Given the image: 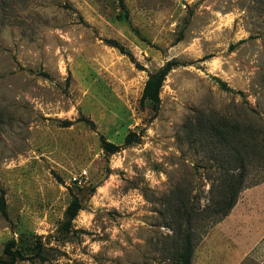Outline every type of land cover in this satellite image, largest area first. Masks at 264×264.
I'll return each mask as SVG.
<instances>
[{
	"label": "rangeland",
	"instance_id": "1",
	"mask_svg": "<svg viewBox=\"0 0 264 264\" xmlns=\"http://www.w3.org/2000/svg\"><path fill=\"white\" fill-rule=\"evenodd\" d=\"M124 3L0 0V195L9 214L0 212V257L11 238L32 256L41 236L48 259L15 264H172L173 238L191 216L192 264L212 233L215 261L264 264V229L223 238L214 229L228 214L215 221L206 211L228 152L211 142V124L237 129L240 149L253 146L237 201L255 186L264 194V0ZM170 59L180 64L155 113L142 91ZM130 131L139 142L125 144ZM100 135L120 149L108 154ZM81 170L87 178L73 182ZM72 192L82 208L63 233Z\"/></svg>",
	"mask_w": 264,
	"mask_h": 264
},
{
	"label": "trees",
	"instance_id": "2",
	"mask_svg": "<svg viewBox=\"0 0 264 264\" xmlns=\"http://www.w3.org/2000/svg\"><path fill=\"white\" fill-rule=\"evenodd\" d=\"M120 3L124 8L125 3L124 0H119ZM125 16H128V11L125 10ZM113 46L118 47V49L122 53L130 54L128 50L125 49L123 45L115 40H108ZM180 62L176 59L168 60L163 66H161L155 72L149 74L147 80L145 81V85L142 91L141 102L144 103L146 101L151 103V107L153 108L154 112L157 113L160 109L161 104V89L164 83V80L168 73ZM216 81L221 85L222 88L234 91L230 88L225 81L220 78H215ZM85 121H88L90 124L94 125L91 120L88 118L83 117ZM72 121H67L66 124H70ZM209 128L211 134V142L217 141V144H220L221 147L228 152H224L225 161H222L219 164L220 170V182H219V198L217 199V204L215 206H210V208L206 209L207 215H217L218 218L215 221H218L224 218L231 209L234 207L238 200L239 193L245 187L246 183V168H247V154L253 151V146L250 148L249 146L240 149L242 144V139L239 138L237 135V129H233L231 126H228L226 129L223 127H218V125L211 124L207 126ZM206 127L201 128L202 131L205 130ZM141 135L136 131H130L126 134L124 141L125 144H131L140 141ZM254 137H251V139ZM100 142L102 148L108 153L113 154L120 149L118 144L107 140L104 135H100ZM237 149H232L235 148ZM221 149V148H220ZM246 151H248L246 153ZM230 154V156H229ZM249 155V154H248ZM251 159V156H250ZM3 192V190L1 189ZM82 208V203L79 197L72 192V198L68 203L65 214L64 220L61 222L59 227L60 231L63 233L69 232L72 230L73 227V220L78 215L79 210ZM179 209V214L175 217L179 219L181 214L184 210ZM180 210L182 212H180ZM194 211V210H193ZM192 212H187L189 215L193 214ZM212 211V213H211ZM214 211V212H213ZM0 212L5 217L8 218V210L7 204L4 197V194L1 193L0 195ZM188 221V228L182 229L179 226V230L177 231L178 236L173 238L174 246L172 249V264H192L193 260V253L196 246V238H194V229L191 227L193 225L191 216L187 217ZM180 225V224H179ZM16 242L14 238L9 239L4 246V253L6 254V258L0 257V264H15L19 260L30 259L32 257H37L40 260H47L48 256L44 254V246L42 244L41 236H38L35 243V253L32 256H27L21 250L15 248ZM33 259V258H32Z\"/></svg>",
	"mask_w": 264,
	"mask_h": 264
},
{
	"label": "crops",
	"instance_id": "3",
	"mask_svg": "<svg viewBox=\"0 0 264 264\" xmlns=\"http://www.w3.org/2000/svg\"><path fill=\"white\" fill-rule=\"evenodd\" d=\"M263 195L261 186L247 189L245 194L231 209L230 213L224 218V221L214 229V233L223 238H246L251 234L249 233L250 230H254V233H256L255 236L262 235L264 229V225L261 223V221L264 223ZM212 234L208 235L205 240V243L208 244L204 246L205 248L196 256V259L198 258V264H211L212 262V264H225L221 261L217 262L214 260L218 257L215 255L214 251L210 250V248H213V245L217 248L216 243L210 242L213 240V238H210ZM208 246L211 247L208 249Z\"/></svg>",
	"mask_w": 264,
	"mask_h": 264
},
{
	"label": "built area",
	"instance_id": "4",
	"mask_svg": "<svg viewBox=\"0 0 264 264\" xmlns=\"http://www.w3.org/2000/svg\"><path fill=\"white\" fill-rule=\"evenodd\" d=\"M87 178V170H81L78 173L72 174L71 180L75 183H81Z\"/></svg>",
	"mask_w": 264,
	"mask_h": 264
}]
</instances>
